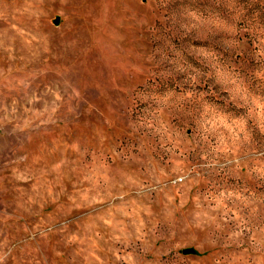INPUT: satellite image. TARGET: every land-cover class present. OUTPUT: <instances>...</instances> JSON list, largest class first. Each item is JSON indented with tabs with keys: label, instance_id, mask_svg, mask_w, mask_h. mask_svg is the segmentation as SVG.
Wrapping results in <instances>:
<instances>
[{
	"label": "rangeland",
	"instance_id": "rangeland-1",
	"mask_svg": "<svg viewBox=\"0 0 264 264\" xmlns=\"http://www.w3.org/2000/svg\"><path fill=\"white\" fill-rule=\"evenodd\" d=\"M0 264H264V0H0Z\"/></svg>",
	"mask_w": 264,
	"mask_h": 264
},
{
	"label": "water",
	"instance_id": "water-1",
	"mask_svg": "<svg viewBox=\"0 0 264 264\" xmlns=\"http://www.w3.org/2000/svg\"><path fill=\"white\" fill-rule=\"evenodd\" d=\"M56 23L58 22V20H56L55 21ZM194 250L193 249H185V250H183V252L185 253V254H187V253H191V252H193Z\"/></svg>",
	"mask_w": 264,
	"mask_h": 264
}]
</instances>
